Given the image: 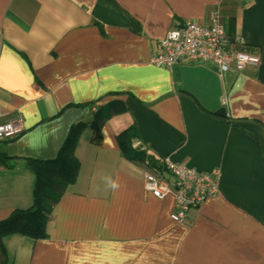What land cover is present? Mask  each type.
Returning <instances> with one entry per match:
<instances>
[{
	"label": "crops",
	"instance_id": "crops-1",
	"mask_svg": "<svg viewBox=\"0 0 264 264\" xmlns=\"http://www.w3.org/2000/svg\"><path fill=\"white\" fill-rule=\"evenodd\" d=\"M212 10L257 65L148 62L169 29ZM0 110L25 127L0 142V220L49 182L29 159L62 151L76 174L46 236H3L0 264H264V0H0ZM131 127L160 172L121 151ZM166 159L219 177L182 222L172 193L144 190L146 173L171 179Z\"/></svg>",
	"mask_w": 264,
	"mask_h": 264
},
{
	"label": "built area",
	"instance_id": "built-area-1",
	"mask_svg": "<svg viewBox=\"0 0 264 264\" xmlns=\"http://www.w3.org/2000/svg\"><path fill=\"white\" fill-rule=\"evenodd\" d=\"M208 17V22L204 24L187 20L169 29L159 39V50L149 57L148 62L160 67L201 64L213 66L220 72L242 70L246 65L259 63L260 58L256 53L228 48L230 43L239 41L230 39L217 10H212ZM2 116L0 110V142L14 139L23 133L25 127L22 113L16 112L6 120H2ZM165 161L171 179L160 174L146 173L144 190L160 199L172 193L174 208L171 217L176 222H182L191 208L217 195L219 177L183 163L169 159Z\"/></svg>",
	"mask_w": 264,
	"mask_h": 264
},
{
	"label": "trees",
	"instance_id": "trees-1",
	"mask_svg": "<svg viewBox=\"0 0 264 264\" xmlns=\"http://www.w3.org/2000/svg\"><path fill=\"white\" fill-rule=\"evenodd\" d=\"M135 127H131L118 136V143L124 155L132 160H145L153 169L160 172L162 164L156 159L146 157L141 151H136L130 144L131 138L136 136ZM60 151L58 156L49 161L29 159V166L39 177L49 180L48 183L38 181L34 187V199L31 207L27 209H15L8 217L0 220V240L3 236L19 233L33 239L46 236L45 223L50 217L51 211L57 203L60 195L58 192L67 182L75 178V166L73 167L67 156ZM53 172V176L48 174ZM49 175V176H48Z\"/></svg>",
	"mask_w": 264,
	"mask_h": 264
},
{
	"label": "water",
	"instance_id": "water-1",
	"mask_svg": "<svg viewBox=\"0 0 264 264\" xmlns=\"http://www.w3.org/2000/svg\"><path fill=\"white\" fill-rule=\"evenodd\" d=\"M215 114H217L219 116H225L226 112H225L224 108H220V109L215 111Z\"/></svg>",
	"mask_w": 264,
	"mask_h": 264
},
{
	"label": "clouds",
	"instance_id": "clouds-1",
	"mask_svg": "<svg viewBox=\"0 0 264 264\" xmlns=\"http://www.w3.org/2000/svg\"><path fill=\"white\" fill-rule=\"evenodd\" d=\"M109 184L111 185V187L113 189H115L116 187H118V185L114 181L109 180Z\"/></svg>",
	"mask_w": 264,
	"mask_h": 264
}]
</instances>
